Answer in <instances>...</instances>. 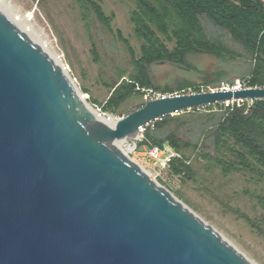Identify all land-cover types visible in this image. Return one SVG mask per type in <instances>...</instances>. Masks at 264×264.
Returning a JSON list of instances; mask_svg holds the SVG:
<instances>
[{
  "label": "water",
  "instance_id": "water-1",
  "mask_svg": "<svg viewBox=\"0 0 264 264\" xmlns=\"http://www.w3.org/2000/svg\"><path fill=\"white\" fill-rule=\"evenodd\" d=\"M264 88L149 101L114 126L0 10V264H254L116 145Z\"/></svg>",
  "mask_w": 264,
  "mask_h": 264
},
{
  "label": "trees",
  "instance_id": "trees-1",
  "mask_svg": "<svg viewBox=\"0 0 264 264\" xmlns=\"http://www.w3.org/2000/svg\"><path fill=\"white\" fill-rule=\"evenodd\" d=\"M75 1L90 35V17L106 31H112L111 19L98 3ZM129 1L133 4L130 20L140 52L136 54L120 37L129 51L133 70L126 79V74L121 73L116 83L107 84L113 90L106 102L107 112L119 115L117 110L128 98L154 87L152 65L169 62L183 66L190 55L243 64L235 71L244 85L264 88L262 0ZM92 51L99 62L94 41ZM226 76V72L219 73L218 82L227 80ZM195 92H201L200 88H195ZM144 146L177 153L179 157L173 159L168 171L184 179L195 178L199 172L195 163H199L207 172L219 170L223 176L242 174L264 184V100L215 104L165 116L146 130L138 148ZM128 148L134 149L131 142ZM257 198L264 209V196Z\"/></svg>",
  "mask_w": 264,
  "mask_h": 264
},
{
  "label": "rangeland",
  "instance_id": "rangeland-1",
  "mask_svg": "<svg viewBox=\"0 0 264 264\" xmlns=\"http://www.w3.org/2000/svg\"><path fill=\"white\" fill-rule=\"evenodd\" d=\"M5 1L13 10L11 15L22 16L23 25L38 35L46 52L54 58L62 56L66 73L86 102L93 108L107 112L106 102L113 93L107 84L116 83L121 73L126 74V79L133 70L129 51L120 37L129 43L136 54L140 52V43L130 20L132 2L93 0L110 17L112 31H106L90 17L93 21L90 35L75 0ZM93 41L98 48L99 62L92 51ZM186 62L183 66L169 62L152 65L150 75L154 87L144 88L141 94L128 98L117 113L123 117L144 105L143 95L147 90L176 93L200 88L206 92L231 85L227 80L232 81L233 85L244 84L239 72L235 71L240 70L243 64L232 65L207 55H190ZM221 72L227 73V80L218 82ZM122 147L136 164L147 169L153 167L142 154L147 146L139 147L135 154L130 152L132 150L128 148V143ZM195 166L199 172L193 180L164 171L157 182L250 261L264 264V209L257 198L264 196V184L256 183L242 174L223 176L219 170L207 172L201 164L195 163Z\"/></svg>",
  "mask_w": 264,
  "mask_h": 264
},
{
  "label": "built area",
  "instance_id": "built-area-1",
  "mask_svg": "<svg viewBox=\"0 0 264 264\" xmlns=\"http://www.w3.org/2000/svg\"><path fill=\"white\" fill-rule=\"evenodd\" d=\"M55 58H56V61H58L60 63L61 67L64 70H66V67L63 64L62 56L57 55V56H55ZM246 88L247 87L244 84H243V86L240 84H236V85H233V84L229 85L228 84V85H223L221 87L209 89L206 92H210V91L215 92V91H220V90H222V91H225V90H242V89H246ZM201 92H205V91L201 90ZM193 93H197V92L190 90L189 92L160 93V92H155L152 90H147L143 95L144 104L149 102V101L160 99V98H166V97H170V96L183 95V94H193ZM198 93H200V92H198ZM93 110H94V114L99 119H101L102 121H104L105 123H107L111 126L116 125V123L122 118L120 115H116V114H113L110 112H104L100 108H93ZM149 127L153 128L154 122L150 123L147 126L142 127L139 130L138 138L134 141V149L131 151L132 154H135L136 150L138 149V148H136L137 143L143 142V140H144L143 133ZM142 154L153 166L152 168L150 167L148 169L143 168V167L142 168L151 176V178H153L156 181H157V179L162 178V172L169 170L171 162L173 161V159L179 157V155L177 153H175L171 150H163V149L156 147V146L144 147V151Z\"/></svg>",
  "mask_w": 264,
  "mask_h": 264
},
{
  "label": "bare ground",
  "instance_id": "bare-ground-1",
  "mask_svg": "<svg viewBox=\"0 0 264 264\" xmlns=\"http://www.w3.org/2000/svg\"><path fill=\"white\" fill-rule=\"evenodd\" d=\"M0 10L6 16H8V18H10L21 30H23L26 34H28L36 43H38L39 45H41L44 48V44L40 41L38 35L34 31L29 29L28 27L23 25L24 18L18 14H16L15 17L11 15V13H13L12 12L13 10L8 6V3L5 0H0ZM48 54L56 61V59L49 52H48ZM56 63L61 67V65L57 61H56ZM61 69L66 73V71L62 67H61ZM82 99H83L84 103L86 104V106L94 113L92 106L86 102V100L84 99L83 96H82ZM124 143H129V141L122 140V141L117 142L116 145L124 153L128 154V152L122 147V145Z\"/></svg>",
  "mask_w": 264,
  "mask_h": 264
},
{
  "label": "crops",
  "instance_id": "crops-1",
  "mask_svg": "<svg viewBox=\"0 0 264 264\" xmlns=\"http://www.w3.org/2000/svg\"><path fill=\"white\" fill-rule=\"evenodd\" d=\"M264 2V0H262Z\"/></svg>",
  "mask_w": 264,
  "mask_h": 264
}]
</instances>
